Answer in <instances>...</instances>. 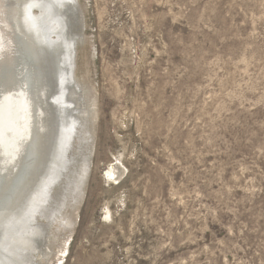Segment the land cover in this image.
Listing matches in <instances>:
<instances>
[{
    "label": "rangeland",
    "instance_id": "obj_1",
    "mask_svg": "<svg viewBox=\"0 0 264 264\" xmlns=\"http://www.w3.org/2000/svg\"><path fill=\"white\" fill-rule=\"evenodd\" d=\"M77 2L93 151L34 264H264V0Z\"/></svg>",
    "mask_w": 264,
    "mask_h": 264
},
{
    "label": "bare ground",
    "instance_id": "obj_2",
    "mask_svg": "<svg viewBox=\"0 0 264 264\" xmlns=\"http://www.w3.org/2000/svg\"><path fill=\"white\" fill-rule=\"evenodd\" d=\"M84 37L77 0H0V264L47 257L50 222L67 196L82 203L94 133L75 78Z\"/></svg>",
    "mask_w": 264,
    "mask_h": 264
}]
</instances>
